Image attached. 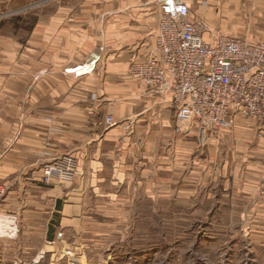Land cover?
Segmentation results:
<instances>
[{
  "label": "crops",
  "instance_id": "1",
  "mask_svg": "<svg viewBox=\"0 0 264 264\" xmlns=\"http://www.w3.org/2000/svg\"><path fill=\"white\" fill-rule=\"evenodd\" d=\"M12 1L23 2L0 7ZM187 2L241 38L264 36V0ZM41 12L27 24L0 23L2 264H53L66 244L90 264L149 257L153 216L161 226L169 206L198 207L203 192L264 225V125L237 115L203 139L193 123L177 132L170 97L129 74L153 52L160 0H81ZM110 114L118 123L107 127ZM54 154L75 157L72 181H43Z\"/></svg>",
  "mask_w": 264,
  "mask_h": 264
},
{
  "label": "built area",
  "instance_id": "2",
  "mask_svg": "<svg viewBox=\"0 0 264 264\" xmlns=\"http://www.w3.org/2000/svg\"><path fill=\"white\" fill-rule=\"evenodd\" d=\"M162 14L154 34L153 52L130 64L131 77L149 92L169 96L181 132L195 124L202 135L226 130L237 115L264 125V42L213 36L209 25L194 19L186 0H160ZM107 127L116 125L113 114ZM43 181H72L77 161L56 155L44 164ZM69 264H79L78 248L68 244Z\"/></svg>",
  "mask_w": 264,
  "mask_h": 264
},
{
  "label": "rangeland",
  "instance_id": "3",
  "mask_svg": "<svg viewBox=\"0 0 264 264\" xmlns=\"http://www.w3.org/2000/svg\"><path fill=\"white\" fill-rule=\"evenodd\" d=\"M22 1L16 4L14 1L2 4L0 23L27 24L29 23L27 19L33 13L40 12L39 14L43 15L45 13L41 12L42 10L54 9L67 3L76 4L81 0ZM209 5L211 4L206 1L205 6ZM191 9L193 18L206 22L212 30L213 36L239 37L226 30L223 22H221V17L216 18L218 21H215L216 19L198 12V7L194 4H191ZM257 22L258 25L260 22L264 24V18ZM259 42H264V36ZM94 61L95 59L90 60L74 69L91 65L93 70ZM68 70L70 69H66V71ZM115 120H117L116 117ZM200 137L203 139L204 136L200 133ZM53 156L56 154L50 158ZM208 194L206 192L201 193L198 207L195 205L194 207L184 205V208L169 206L161 226L158 225L153 216L150 225L152 241L148 244L153 253H150L149 257L130 258L121 264H264V225L246 224L241 217V213L245 209H239L236 205L232 209L228 204H220L225 198L223 195L208 196ZM148 211L151 213V210ZM67 245L60 249L53 264L70 263L69 255H66L65 247ZM76 247L78 248V246ZM155 251L157 252L155 253ZM74 256L79 260V264H90L87 256L79 248L75 250Z\"/></svg>",
  "mask_w": 264,
  "mask_h": 264
},
{
  "label": "bare ground",
  "instance_id": "4",
  "mask_svg": "<svg viewBox=\"0 0 264 264\" xmlns=\"http://www.w3.org/2000/svg\"><path fill=\"white\" fill-rule=\"evenodd\" d=\"M91 67H92L91 65H90V66L88 65L86 68H82V69H80L79 72H78L77 74H79V73H80L81 75H82V74H86V73H88L89 71L92 70ZM1 217H2V216H1ZM1 221H2V220H1ZM7 222H9V221H7ZM3 224H4V223H3ZM6 227H7V226H6ZM7 228H9V227H7ZM15 229H16V228H15ZM3 230H4V229H3ZM3 230H2V228L0 227V232H1V233H3V232H2ZM4 231H5V230H4ZM9 233H10V232H9Z\"/></svg>",
  "mask_w": 264,
  "mask_h": 264
}]
</instances>
